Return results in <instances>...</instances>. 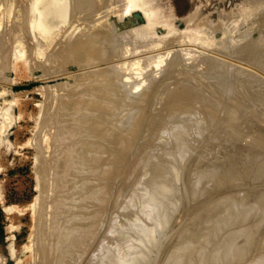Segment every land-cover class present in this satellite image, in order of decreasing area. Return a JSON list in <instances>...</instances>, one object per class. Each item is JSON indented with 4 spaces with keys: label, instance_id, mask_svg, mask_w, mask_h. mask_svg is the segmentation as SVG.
<instances>
[{
    "label": "bare ground",
    "instance_id": "bare-ground-1",
    "mask_svg": "<svg viewBox=\"0 0 264 264\" xmlns=\"http://www.w3.org/2000/svg\"><path fill=\"white\" fill-rule=\"evenodd\" d=\"M109 1L69 0L72 23L57 29L67 0H0L1 62L33 25L49 59L79 70L44 107L34 138L31 264H264L263 18L236 29L264 13V0L228 24L196 10L182 29L148 0H114L146 17L120 33L105 19ZM209 146L226 176L201 163Z\"/></svg>",
    "mask_w": 264,
    "mask_h": 264
},
{
    "label": "rangeland",
    "instance_id": "rangeland-1",
    "mask_svg": "<svg viewBox=\"0 0 264 264\" xmlns=\"http://www.w3.org/2000/svg\"><path fill=\"white\" fill-rule=\"evenodd\" d=\"M148 1H150L149 4L152 5V8H159L160 13L163 16L168 17L170 21L179 26L180 29L184 28V26L189 22H187L185 18H191L193 12L197 13L196 10H198L196 17H206L210 24H214L220 21L222 23L228 24L230 23V21L233 22L232 19L229 20V17L232 18V14H234V18L236 16H242L241 13L243 14V9L248 8L247 6H250L251 3L250 0ZM248 2L250 3L248 4ZM66 4H68L67 7L69 8V0H67ZM149 4L146 5L150 7ZM105 5H107L105 6V19L108 22H111L112 25H114L113 27L115 28V32L120 33L123 30H129V28L132 29L136 26L141 25V23L144 24L146 22V17H144L143 15L144 11L141 10L143 8L140 9L139 6L130 8L128 13H126V10H124L125 12L123 11L124 4L122 2L118 3L117 1L115 2L114 0H112L107 2ZM20 7L21 6L16 5V10H14L13 12L15 16L19 15V13L22 14L23 9H21L22 7ZM242 7L243 9L241 10ZM17 10L18 12H16ZM20 10L22 12H20ZM68 10V19L65 22H59L57 29L65 28L72 23L73 9L72 7H70ZM262 11H264V9ZM190 13L191 15H189ZM258 13L259 12L253 14L251 17H247V20H244L245 18H242L244 20L242 21V23L240 20L239 22H237V25L235 24L236 27L239 26L236 29L243 30V28L246 27L245 25H247L249 21L255 20L256 26L259 23L260 25H262L264 22V13H261V15L260 13ZM187 14L191 17H188ZM6 18L7 17H5V20ZM11 18L14 19L13 17ZM260 18L263 19H261L260 21ZM257 19L260 21L258 24ZM14 21L16 23V21L18 22V19ZM184 21H186V23ZM260 25L257 26L258 29L262 28L263 30H260L264 32L263 26ZM32 27L33 28L31 29L32 31L30 30V33L20 37L17 46H14V51L8 57V59L5 62L0 61V254L4 257V264H31L32 262V252L30 249L25 247V244L28 240L31 229L34 227L33 224L35 223L33 221L34 208L30 205L37 194L35 154L36 143L38 141H36L35 143V137H38L40 135L38 134V130L39 123H42L40 122L42 121L40 118L42 117L41 114L44 107L49 102V100H51V98H53L59 91L61 83H72L74 75L79 71L74 62L67 61L61 63L58 60L49 59L48 54L50 52L51 45L49 43H46L45 38L41 37L40 33L33 25ZM155 29L158 33L161 34L165 31L166 27L161 23H157L155 25ZM221 33V30L217 29L215 35L220 37L223 35ZM185 60L188 59L184 58L183 61ZM190 63L192 62L189 61L186 66H188L189 64L190 67ZM194 67L199 69L201 66L195 64ZM251 68L254 69L255 67H253V65L251 64ZM201 69H203V67H201ZM149 70L150 68L145 69L143 73L145 74ZM254 70H256V68ZM261 71L263 72V70ZM257 72L261 73L260 71ZM142 77L143 75L139 76V78ZM12 101L13 104L10 107L12 115L6 116L2 107H4L6 103H12ZM207 133L206 135H208ZM209 135L211 136L212 134H210L209 132ZM213 136H215V134H213ZM213 138L210 139V141H215L217 137H215L214 139ZM204 140V144H206V141L208 143V140H206V138ZM209 147L205 149L209 150V153L210 150L211 152H214L208 155L209 153H205L206 151L204 150L203 153L207 154L206 156L208 158L206 157V161L202 162L201 160L205 156L203 153H201V159H195L199 162L196 165L199 166L198 164L201 165V163L204 164V162L207 166L210 165V167L208 166V168L213 167L212 172H215H213L215 174V178H212L217 179L220 178L221 175L223 176V174L220 173L222 171V165L217 163L220 162V159H222V155L221 153H219V150L217 152V149H213V147H210L211 149H209ZM218 155H221V158H217ZM210 157H212V160ZM214 157L215 161L213 163L212 161L214 160ZM208 159L211 160L212 164H208ZM216 159H219V161H217ZM197 161L194 162L196 163ZM192 162L189 163V166L192 164ZM181 164L182 163H180V165ZM218 164L221 167L219 168L220 172H218L217 170V168L219 167ZM196 165H194L193 163L191 166H194L193 169L195 171L196 169H198L199 171L200 167L198 168ZM215 166L218 167L215 168ZM191 168L192 167H190V169ZM180 169H182L181 166ZM222 169H224L222 173L227 170L226 168ZM194 170L191 172L195 173ZM216 171L219 173V175H221L217 176L218 173ZM224 175L226 176V172ZM167 180L169 181L168 178ZM167 180H163L164 183L165 181L167 182ZM170 181L172 182L171 179ZM214 181L217 182V180ZM173 183H169L170 187H167H169V189H172L171 185H179L177 180ZM218 183L219 181L217 182V184ZM222 183L223 185H225L224 182L220 181V185L222 186L221 187L218 184L220 188L225 187L222 185ZM169 192V196H172L171 192L173 191L170 190ZM9 205L12 206V209L7 211L5 206ZM128 221L129 220H127L126 222ZM177 222L174 221L172 223L171 221L173 225ZM171 223L169 224L171 225ZM123 225L126 226V224ZM11 248L13 249V251H11Z\"/></svg>",
    "mask_w": 264,
    "mask_h": 264
}]
</instances>
